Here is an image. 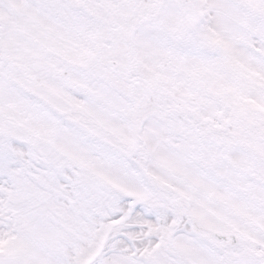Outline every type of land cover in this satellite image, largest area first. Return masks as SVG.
Masks as SVG:
<instances>
[{
  "label": "snow or ice",
  "instance_id": "obj_1",
  "mask_svg": "<svg viewBox=\"0 0 264 264\" xmlns=\"http://www.w3.org/2000/svg\"><path fill=\"white\" fill-rule=\"evenodd\" d=\"M0 264H264V0H0Z\"/></svg>",
  "mask_w": 264,
  "mask_h": 264
}]
</instances>
